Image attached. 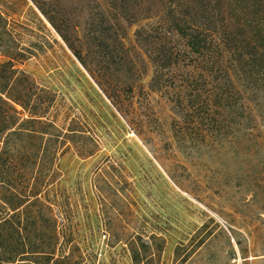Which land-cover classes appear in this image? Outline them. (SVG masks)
I'll list each match as a JSON object with an SVG mask.
<instances>
[{
	"label": "rangeland",
	"instance_id": "obj_1",
	"mask_svg": "<svg viewBox=\"0 0 264 264\" xmlns=\"http://www.w3.org/2000/svg\"><path fill=\"white\" fill-rule=\"evenodd\" d=\"M0 3L10 22L32 26L29 0ZM82 9L64 0L61 10L79 26ZM14 28L8 48L23 55L18 67L36 95L66 125L85 123V159L66 132L57 142L54 170L69 201L53 215L67 259L57 264H131L139 236L158 239V264H264V53L224 40L204 62L170 37L177 63L159 73V91L149 89L151 72L139 86L122 81L137 86L129 96L101 90L47 24L33 40ZM138 30L126 40L137 56Z\"/></svg>",
	"mask_w": 264,
	"mask_h": 264
},
{
	"label": "trees",
	"instance_id": "obj_2",
	"mask_svg": "<svg viewBox=\"0 0 264 264\" xmlns=\"http://www.w3.org/2000/svg\"><path fill=\"white\" fill-rule=\"evenodd\" d=\"M29 1L36 10L32 26L10 22L6 4L0 3V264L67 260L58 249L62 235L53 218L69 209L54 170L62 132L70 150L85 159L77 147L85 123L74 119L66 125L52 115V107L36 95L35 81L18 67L23 55L8 48L15 25L33 40L37 32L49 34L47 24L101 90L119 88L129 96L137 86L123 83L127 76L139 86L152 72L149 89L159 91V73L177 63L170 37L204 62L224 40L240 50L254 47L264 53V0H79V26L61 10L64 0ZM135 26L138 56L126 46ZM222 31L244 38H224ZM220 67L217 63L212 71L220 72ZM157 240L137 237L129 246L131 264H158L151 256Z\"/></svg>",
	"mask_w": 264,
	"mask_h": 264
}]
</instances>
